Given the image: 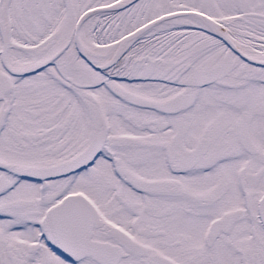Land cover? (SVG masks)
<instances>
[{
  "label": "snow or ice",
  "instance_id": "1",
  "mask_svg": "<svg viewBox=\"0 0 264 264\" xmlns=\"http://www.w3.org/2000/svg\"><path fill=\"white\" fill-rule=\"evenodd\" d=\"M0 264H264V0H0Z\"/></svg>",
  "mask_w": 264,
  "mask_h": 264
}]
</instances>
